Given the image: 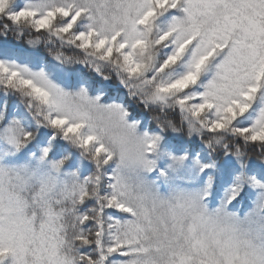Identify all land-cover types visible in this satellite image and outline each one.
I'll use <instances>...</instances> for the list:
<instances>
[{
	"label": "snow or ice",
	"instance_id": "6c2138e0",
	"mask_svg": "<svg viewBox=\"0 0 264 264\" xmlns=\"http://www.w3.org/2000/svg\"><path fill=\"white\" fill-rule=\"evenodd\" d=\"M9 33L114 70L157 128L57 82ZM0 36V143L48 141L35 165L0 163V264H264V0H0ZM61 138L87 176L48 158Z\"/></svg>",
	"mask_w": 264,
	"mask_h": 264
},
{
	"label": "trees",
	"instance_id": "16d2710c",
	"mask_svg": "<svg viewBox=\"0 0 264 264\" xmlns=\"http://www.w3.org/2000/svg\"><path fill=\"white\" fill-rule=\"evenodd\" d=\"M35 35V33L33 34ZM5 37L0 36V43H3ZM8 42L12 46H18L27 51H37L41 55H44L45 61L49 65H58L61 68L68 72L66 77L64 73L61 77H57L54 74V77L57 79V82L61 83L65 87L77 85L79 88L84 87L89 94H94L99 96L101 103L107 104L111 102H117L124 105L129 111V118L138 121V130L143 132L146 129L155 130L157 128L156 120L154 119L156 112L152 107H146L142 101L138 98L133 97L127 87L121 82L120 78L115 74L114 70L108 68H101L97 71L95 68L89 67L84 64H66L59 65L57 62L47 55V50L43 49V45H39L36 48L28 45L25 37L17 40L14 36H11V33L7 37ZM57 70V67H55ZM54 70V72H56ZM103 75V76H102ZM105 76V78H104ZM4 97L0 93V103H3ZM8 103L14 104L13 112H23V102L16 97H9ZM37 137H39V132H37ZM164 139L161 143V148L164 151H176L173 145L170 143V139L177 135L170 132L162 133ZM196 145H199V140L196 139ZM48 146V141L45 140L41 144H37L35 147L31 145H25V147L19 151L11 150L7 145L0 143V163L7 165H20V164H32L37 163L38 157L40 155V149ZM29 153V154H28ZM250 156L253 159H256L260 154L258 151L249 150ZM49 159H61L66 158L63 165L62 174L64 172H77L81 178L87 176L93 170V162L88 159V157L75 145L70 144L69 141L58 139L49 150ZM158 163L160 167H164L167 163L163 152L158 154ZM256 162L260 161L256 159ZM149 178H155L154 174ZM162 191L165 190L163 186V181H161Z\"/></svg>",
	"mask_w": 264,
	"mask_h": 264
},
{
	"label": "rangeland",
	"instance_id": "374dc122",
	"mask_svg": "<svg viewBox=\"0 0 264 264\" xmlns=\"http://www.w3.org/2000/svg\"><path fill=\"white\" fill-rule=\"evenodd\" d=\"M10 34V33H9ZM11 36H13L12 34H11ZM22 39L23 38H21V40L20 41H22ZM27 39H28V37H25V40L27 41ZM43 49L44 50H46L44 47H43ZM56 67H57V70H55L56 72H54V74H56L57 75V77H61V75L64 73V75L67 77L68 76V72H66V71H64L62 68H61V66H58V65H56ZM103 76V75H102ZM104 78H105V76H104ZM106 79V78H105ZM67 86H69L68 88L70 89V90H78L79 89V87L77 86V85H73V83H71L70 85H67ZM90 96H93V97H96L94 94H89ZM101 102V101H100ZM112 103V102H111ZM117 103V102H116ZM108 104V103H107ZM29 154V153H28Z\"/></svg>",
	"mask_w": 264,
	"mask_h": 264
},
{
	"label": "clouds",
	"instance_id": "9594fccd",
	"mask_svg": "<svg viewBox=\"0 0 264 264\" xmlns=\"http://www.w3.org/2000/svg\"><path fill=\"white\" fill-rule=\"evenodd\" d=\"M92 115L94 117H99L100 113H98L97 111H95L94 109L92 110ZM113 119H115V117H113ZM104 121H107V114H104Z\"/></svg>",
	"mask_w": 264,
	"mask_h": 264
}]
</instances>
